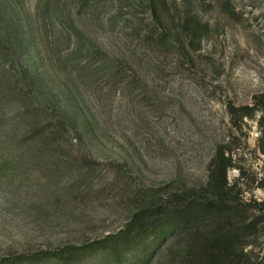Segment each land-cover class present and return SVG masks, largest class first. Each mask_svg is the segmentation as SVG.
<instances>
[{
    "label": "rangeland",
    "instance_id": "1",
    "mask_svg": "<svg viewBox=\"0 0 264 264\" xmlns=\"http://www.w3.org/2000/svg\"><path fill=\"white\" fill-rule=\"evenodd\" d=\"M263 90L264 0H0V264H153L140 210L219 142L264 202L260 112L229 110Z\"/></svg>",
    "mask_w": 264,
    "mask_h": 264
},
{
    "label": "trees",
    "instance_id": "2",
    "mask_svg": "<svg viewBox=\"0 0 264 264\" xmlns=\"http://www.w3.org/2000/svg\"><path fill=\"white\" fill-rule=\"evenodd\" d=\"M192 22L194 17L186 15L185 29ZM229 110L234 122L260 112L258 148L264 153V90L253 95L251 105H231ZM233 166V153L219 142L205 183L184 184L140 210V219L156 220L149 234V262L158 264L165 256L169 264H264V202L244 197L237 180L228 177ZM259 184L264 187L263 181Z\"/></svg>",
    "mask_w": 264,
    "mask_h": 264
}]
</instances>
